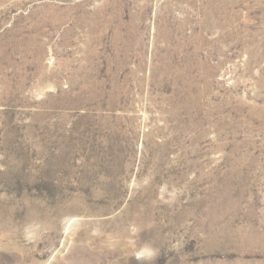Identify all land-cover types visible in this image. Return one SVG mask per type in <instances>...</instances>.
I'll use <instances>...</instances> for the list:
<instances>
[{"label": "rangeland", "instance_id": "rangeland-1", "mask_svg": "<svg viewBox=\"0 0 264 264\" xmlns=\"http://www.w3.org/2000/svg\"><path fill=\"white\" fill-rule=\"evenodd\" d=\"M0 264H264V0H0Z\"/></svg>", "mask_w": 264, "mask_h": 264}]
</instances>
